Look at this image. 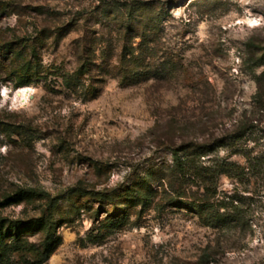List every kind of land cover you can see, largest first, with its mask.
I'll list each match as a JSON object with an SVG mask.
<instances>
[{"label": "rangeland", "instance_id": "374dc122", "mask_svg": "<svg viewBox=\"0 0 264 264\" xmlns=\"http://www.w3.org/2000/svg\"><path fill=\"white\" fill-rule=\"evenodd\" d=\"M125 1L0 0V44L33 51L41 71L0 59V264H264V0H144L165 18L131 80L120 59L139 30L123 36L102 13ZM193 141H220L205 165L239 166L213 198L233 221L208 224L159 188L133 208L68 198L118 191Z\"/></svg>", "mask_w": 264, "mask_h": 264}, {"label": "trees", "instance_id": "16d2710c", "mask_svg": "<svg viewBox=\"0 0 264 264\" xmlns=\"http://www.w3.org/2000/svg\"><path fill=\"white\" fill-rule=\"evenodd\" d=\"M102 13L119 24L120 33L123 36H126L125 31L122 33L123 28L132 30V32L139 30L138 33L140 35L138 36L141 37V43H138V47H134L132 43H126L124 40L120 59V68L124 71V79L131 80L136 75V69H141L147 64L145 61L146 51L149 49L147 42L154 41L153 37L165 18L164 9L155 2L131 0L107 4ZM135 21L140 22L141 29H135ZM33 45L35 44L32 43L27 45V47L35 50L36 48ZM23 47L21 48L15 42L0 44V59L4 57L7 60H11V71L27 70L31 71V74L38 76L41 71L38 69L39 64L37 63L36 53H33V51L31 53L30 51L27 52ZM31 56H33V59H31ZM20 58L25 60L22 65L18 64ZM263 65V60L255 63L257 67ZM144 68L146 69V67ZM89 70L90 61L89 59H85L77 70L63 75V85L68 89L75 90L81 85L83 76ZM240 136L236 135L233 137V141L235 142ZM219 146L220 141L214 144L210 141H193L178 147H170L172 162L161 163L156 167H151V169L147 170V177L139 176L134 182H131L122 189L109 193L82 190L80 188L75 189L68 198L73 201L72 197L75 196V205L82 199L86 201L94 199L100 204H116L119 201V203L133 208L136 204H145L153 196L158 195L159 188L163 189L164 193L167 194L166 198L170 203L180 202L192 207L208 224L233 221L234 216L229 211L220 212V207H223L224 204L222 205L221 201L219 204L215 203L213 198L216 197L217 193L215 184L218 177L223 173L230 174L239 168V166L225 159H219L216 156L210 157L211 163L209 165H205L202 162V157L210 155ZM154 179L158 183L156 189H154ZM194 187H196L195 190L193 189ZM34 194L36 192L33 190H22L13 197L19 200V198ZM115 207H117V204ZM115 207L106 209L105 212L106 216H112L118 220L123 215L116 216L113 212L116 210ZM52 234L51 230H49L45 245L46 256L50 252L46 248H48L52 239Z\"/></svg>", "mask_w": 264, "mask_h": 264}, {"label": "bare ground", "instance_id": "6f19581e", "mask_svg": "<svg viewBox=\"0 0 264 264\" xmlns=\"http://www.w3.org/2000/svg\"><path fill=\"white\" fill-rule=\"evenodd\" d=\"M18 92L21 93V94H23V95H26L27 88L21 87Z\"/></svg>", "mask_w": 264, "mask_h": 264}]
</instances>
